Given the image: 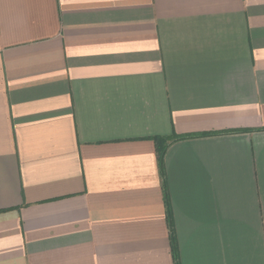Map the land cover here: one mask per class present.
<instances>
[{"label":"crops","instance_id":"obj_1","mask_svg":"<svg viewBox=\"0 0 264 264\" xmlns=\"http://www.w3.org/2000/svg\"><path fill=\"white\" fill-rule=\"evenodd\" d=\"M0 264H264V0H0Z\"/></svg>","mask_w":264,"mask_h":264},{"label":"trees","instance_id":"obj_2","mask_svg":"<svg viewBox=\"0 0 264 264\" xmlns=\"http://www.w3.org/2000/svg\"><path fill=\"white\" fill-rule=\"evenodd\" d=\"M154 141L156 143L157 150H158L159 155L161 157V155H163L164 150L166 148L167 139H165V138H159V137H154Z\"/></svg>","mask_w":264,"mask_h":264}]
</instances>
